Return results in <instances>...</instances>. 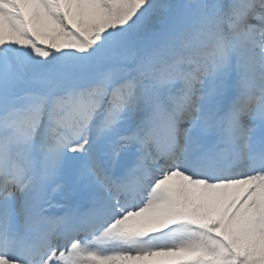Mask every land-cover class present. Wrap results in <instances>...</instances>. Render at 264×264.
Instances as JSON below:
<instances>
[{"label": "snow or ice", "instance_id": "1", "mask_svg": "<svg viewBox=\"0 0 264 264\" xmlns=\"http://www.w3.org/2000/svg\"><path fill=\"white\" fill-rule=\"evenodd\" d=\"M0 264H264V0H0Z\"/></svg>", "mask_w": 264, "mask_h": 264}]
</instances>
